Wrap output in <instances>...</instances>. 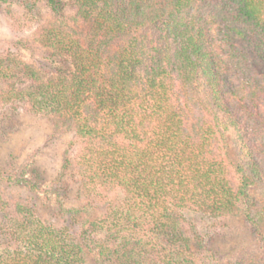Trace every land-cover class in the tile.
Instances as JSON below:
<instances>
[{"label":"trees","instance_id":"trees-1","mask_svg":"<svg viewBox=\"0 0 264 264\" xmlns=\"http://www.w3.org/2000/svg\"><path fill=\"white\" fill-rule=\"evenodd\" d=\"M1 3L40 53L0 51V103L73 138L51 216L0 164V264H264L209 248L242 215L264 251V0Z\"/></svg>","mask_w":264,"mask_h":264},{"label":"rangeland","instance_id":"rangeland-1","mask_svg":"<svg viewBox=\"0 0 264 264\" xmlns=\"http://www.w3.org/2000/svg\"><path fill=\"white\" fill-rule=\"evenodd\" d=\"M3 5V3L0 4V51H11L23 60L36 59L37 54L40 53L39 48L29 42V46L21 42L22 38L32 35L36 23L30 16L26 17L23 8L17 7L14 14L16 13L15 17L22 24L21 28H15L11 14L4 9ZM40 13L45 15L46 9L44 8ZM40 13L37 14L39 17ZM68 13H72L70 9ZM26 20L28 22H25ZM55 128L53 121L49 118L35 115L24 109L11 113L0 103V164L6 170L11 168L12 175H25L38 183L40 203L46 216H51L59 210V201L54 192L53 183L61 173L66 149L73 138L71 132H61ZM253 194L258 196L255 188H253ZM84 202L73 192L65 201L67 207L81 206ZM101 212L99 207L94 209L91 218L99 216ZM59 217L61 222L65 213H61ZM222 222L219 228L223 235L209 245L219 260L222 262L232 260L245 247L251 249L253 253L264 255L261 244L242 215L224 219ZM201 225H203V231L211 228L206 223ZM89 262L93 264L92 261L89 260Z\"/></svg>","mask_w":264,"mask_h":264}]
</instances>
